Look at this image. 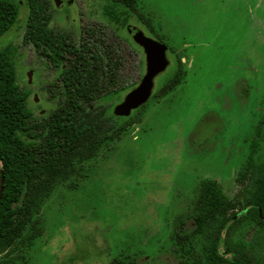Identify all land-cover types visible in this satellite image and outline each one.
I'll return each instance as SVG.
<instances>
[{
  "label": "rangeland",
  "instance_id": "obj_1",
  "mask_svg": "<svg viewBox=\"0 0 264 264\" xmlns=\"http://www.w3.org/2000/svg\"><path fill=\"white\" fill-rule=\"evenodd\" d=\"M134 10L175 46L190 43L185 75L171 93L149 100L140 123L85 163V178L51 194L41 210L42 235L24 264H177L170 238L201 180H216L240 200L235 178L251 140L264 154V129L254 137L264 118V0H137ZM27 17L21 4L17 24L0 37V50L9 43L17 47V82L29 89L27 105L35 110L45 107L44 94L36 71L32 86L27 81L35 61L21 45ZM136 25L150 35L145 25ZM122 37L125 88L107 101L122 100L138 84L139 56L128 44L140 49L127 27ZM173 69L171 64L154 79V89ZM248 227L233 224L227 243L248 245Z\"/></svg>",
  "mask_w": 264,
  "mask_h": 264
},
{
  "label": "trees",
  "instance_id": "obj_2",
  "mask_svg": "<svg viewBox=\"0 0 264 264\" xmlns=\"http://www.w3.org/2000/svg\"><path fill=\"white\" fill-rule=\"evenodd\" d=\"M50 1L0 0V37L17 24L22 4L28 10L25 38L34 43L36 16ZM116 1L121 3L120 22L125 29L135 15L137 0ZM17 57L18 49L12 43L0 50V264L26 263L27 250L43 232L44 203L59 186L71 187L73 180L85 178V163L140 123L146 106L135 109L133 115H116L117 121L109 122L103 114L105 99L113 98L118 90L100 83L99 57L95 56L88 67V117L68 86L61 96L55 95L58 101L53 109L40 116L27 105L29 89L17 82ZM181 64L177 57L173 75L160 87L159 97L180 85ZM263 126L264 118H260L254 126L256 139ZM258 153L259 143L251 140L235 178L242 187L240 200L231 199L216 180H201L190 210L175 221L170 238L177 264H264V154ZM188 221L193 224L189 228L184 226ZM238 223L249 226L248 245L227 243L229 230Z\"/></svg>",
  "mask_w": 264,
  "mask_h": 264
},
{
  "label": "flooded vegetation",
  "instance_id": "obj_3",
  "mask_svg": "<svg viewBox=\"0 0 264 264\" xmlns=\"http://www.w3.org/2000/svg\"><path fill=\"white\" fill-rule=\"evenodd\" d=\"M78 1L79 4H77ZM111 8L114 10V18H112ZM74 12L76 13L73 15ZM120 16L121 3L116 0H72L71 4L65 7H57L54 1L51 0L48 7L44 8L43 13L36 16L37 22L34 25L36 36L34 43H31L25 38L27 30V20H25L20 29L21 45L26 46L28 51L32 52L33 58H35L32 67L33 70H28L31 72V78L35 71L38 73V90L44 94V102L42 104L45 107L40 106L38 109H35L34 111L36 114L43 116L47 111L53 109L52 107L55 102L58 101L55 95L61 96L64 87L68 86L69 89L76 94L78 104H83L85 108L83 115L88 117L90 107L87 101L88 93L86 88L89 84L88 67L90 63L94 61L95 56L99 57L98 69L100 83L103 86H108L110 90L120 91L119 88L123 81L121 73L123 65L121 54L123 29ZM130 20L128 25L136 27L141 30L146 37L166 47L165 55L168 61L166 68L173 64L174 72L177 66V57H179L182 63L181 74H183L184 77L186 71L185 57L191 48L190 46H186V44L190 45V43L182 42V45L175 46L173 39L165 35H160L158 32L155 33L153 24L148 18L141 16V19H139L136 11L135 15H133ZM144 22H146V24H144ZM136 23L145 25L149 30V34L153 36L147 35ZM194 34H199L196 26ZM130 40L140 49L139 52L128 44L131 51L139 56V84L146 70L145 54L143 48L138 45L131 36ZM206 47L207 46L204 48ZM192 62L193 60H191V63ZM158 75H156L154 79ZM172 75L173 73L169 77ZM154 79L149 100L156 97L159 98L158 95H160L161 92L160 87L167 80V78L164 79L160 85L154 89ZM27 81L28 85L32 86L33 80L31 81L30 79L29 81L28 76ZM81 87L83 91L82 95L79 94ZM239 96V99H243L244 97L242 93L239 94ZM122 100L118 102L109 100L105 104L106 110H104L103 114L108 117L109 122L115 123L117 121L113 111L114 107L122 102ZM149 100L145 104H147ZM38 104H40V101L36 102V106H38ZM48 104L51 105L49 109L47 108ZM112 115H114V117Z\"/></svg>",
  "mask_w": 264,
  "mask_h": 264
},
{
  "label": "water",
  "instance_id": "obj_4",
  "mask_svg": "<svg viewBox=\"0 0 264 264\" xmlns=\"http://www.w3.org/2000/svg\"><path fill=\"white\" fill-rule=\"evenodd\" d=\"M57 7L67 6L72 0H53ZM127 31L133 40L143 48L146 61V70L139 84L129 91L122 102L114 107V114L117 116H129L131 111L145 104L152 93L153 79L156 75L163 72L168 64L166 59V47L146 37L143 32L134 26L128 25ZM29 81L31 72L28 73ZM37 100V99H36ZM3 176L1 177L0 194L2 192Z\"/></svg>",
  "mask_w": 264,
  "mask_h": 264
}]
</instances>
